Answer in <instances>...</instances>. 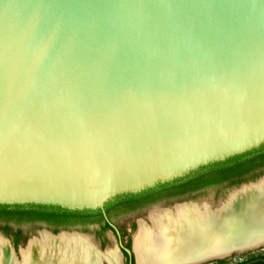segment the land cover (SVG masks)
I'll use <instances>...</instances> for the list:
<instances>
[{
    "label": "water",
    "instance_id": "water-1",
    "mask_svg": "<svg viewBox=\"0 0 264 264\" xmlns=\"http://www.w3.org/2000/svg\"><path fill=\"white\" fill-rule=\"evenodd\" d=\"M263 144L264 0H0V205L100 210L135 264L108 201Z\"/></svg>",
    "mask_w": 264,
    "mask_h": 264
},
{
    "label": "bare ground",
    "instance_id": "bare-ground-1",
    "mask_svg": "<svg viewBox=\"0 0 264 264\" xmlns=\"http://www.w3.org/2000/svg\"><path fill=\"white\" fill-rule=\"evenodd\" d=\"M233 201L222 218H208L188 208L178 210L176 216L153 217V229L142 227L134 239L136 264H184L225 256L229 247L247 250L264 244V181L236 193ZM252 204L263 207L259 211L246 208ZM104 258L107 264H120L117 253ZM0 264H14L1 243ZM23 264H101V257L94 248L69 239L40 254L29 252Z\"/></svg>",
    "mask_w": 264,
    "mask_h": 264
},
{
    "label": "rangeland",
    "instance_id": "rangeland-1",
    "mask_svg": "<svg viewBox=\"0 0 264 264\" xmlns=\"http://www.w3.org/2000/svg\"><path fill=\"white\" fill-rule=\"evenodd\" d=\"M241 177L235 179L236 182L232 181L231 185H228L230 181H224L219 185L207 186L195 192L191 197H186L185 194L179 197H160L117 215L114 220L121 225L120 240L122 243L123 241L128 243L127 248L132 244L134 250V239L141 228L153 229L151 222L153 217L164 213L176 216L177 211L183 208L194 209L208 218H222L221 216L226 214L229 204H234L233 200L236 193L245 188L260 186L261 182L264 181V170H261L254 178L246 181H241ZM262 205L252 204V206H246V208L259 211L263 207ZM253 206H255V209ZM16 224H21L24 230L27 229V234L21 238L19 237L18 241L14 242L13 238L16 235L14 226ZM163 233L166 234L167 231L164 230ZM69 239L79 240L94 248L101 257V264H107L104 257L110 253H117L120 264H126L125 257L120 254L118 249L114 232L109 228L101 229L98 223L56 224L47 220L17 222L0 217V243L11 255L14 264H23L24 257L29 252L34 251L40 254ZM198 264H264V244Z\"/></svg>",
    "mask_w": 264,
    "mask_h": 264
},
{
    "label": "trees",
    "instance_id": "trees-1",
    "mask_svg": "<svg viewBox=\"0 0 264 264\" xmlns=\"http://www.w3.org/2000/svg\"><path fill=\"white\" fill-rule=\"evenodd\" d=\"M264 164V144L258 148L235 155L224 161L211 163L190 172L189 174L171 182L158 184L136 194H122L108 201L105 212L108 218L116 217L119 212L123 213L131 208V202L143 199L150 202L160 197L183 193L188 190H196L203 187L218 185L221 182L239 177L242 174ZM115 206H118L117 208ZM118 210L116 215L111 214L112 208ZM120 214V213H119ZM0 217L12 219L17 222L26 220H47L56 224L70 223H104L100 210H68L57 206L48 205H0Z\"/></svg>",
    "mask_w": 264,
    "mask_h": 264
},
{
    "label": "flooded vegetation",
    "instance_id": "flooded-vegetation-1",
    "mask_svg": "<svg viewBox=\"0 0 264 264\" xmlns=\"http://www.w3.org/2000/svg\"><path fill=\"white\" fill-rule=\"evenodd\" d=\"M261 170H264V164H263V165H260V166H258V167H256V168H254V169H252V170H250V171H248V172H246V173H244V174H242V175H241L242 177H241V176H239V177H241V178H240L241 181H246V180H248V179H252V178H254L255 175H257ZM239 177H233V178L227 179V180H225V181H230L228 185H231V182H232V181H233V182H236V181H234V180H235V179H238ZM223 182H224V181H223ZM223 182H221V183H223ZM233 182H232V183H233ZM221 183H220V184H221ZM218 185H219V184H218ZM203 188H204V187H203ZM203 188L196 189V190H188V191L183 192V193H176V194L166 195V196H163V197H172V196H174V197H179V196H181L182 194H185L186 197H191L195 192H197V191H199V190H201V189H203ZM146 203H148V202H145L143 199H139V200H135V202H134V201L131 202V204H130L131 206H130V207H134V208H131V209H135V208H137V207H139V206H141V205H144V204H146ZM115 207L117 208L118 206H115ZM115 207H113L112 210H111V214H113V215H116V214L119 212L118 210L114 209ZM129 210H130V209H129ZM119 213L121 214V212H119ZM119 213H118L117 215H120ZM114 218H115V217H111V218H109V219H110V221H112V223H114V224L116 225L118 231L120 232V230H121V225H120V224H117V223L115 222ZM12 226H13V225H12ZM99 226H100L101 229H105V227H104V223H103V222L100 223ZM106 228H109V227L107 226ZM109 229H110V228H109ZM14 230L16 231V235H15V237L13 238V241H14V242L18 241L19 237L21 238V237H23V235L27 234V229L24 230V229L22 228L21 224H16V225L14 226ZM122 244H123L124 247H128V246H129L128 243L125 242V241H123ZM123 256H124L125 259H126V264H128L126 254H125L124 252H123Z\"/></svg>",
    "mask_w": 264,
    "mask_h": 264
}]
</instances>
